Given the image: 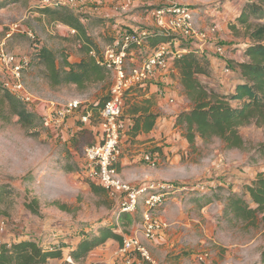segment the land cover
I'll return each instance as SVG.
<instances>
[{
	"label": "rangeland",
	"instance_id": "obj_1",
	"mask_svg": "<svg viewBox=\"0 0 264 264\" xmlns=\"http://www.w3.org/2000/svg\"><path fill=\"white\" fill-rule=\"evenodd\" d=\"M173 1L189 7L195 13L192 19L198 31L210 33V41L207 48L204 47L210 56L220 57L216 53V40L228 49L229 44L235 42V37H248V25L264 24V15L258 19L251 17L247 25L238 20L236 22L239 25L229 23L233 20V15L228 9L231 6H243L248 0ZM219 3L224 9L219 8ZM40 5L42 6L41 0H0V54L6 52L27 60L32 58L31 68L25 70L21 77L26 90L36 99L33 104L31 102L28 105L29 108L40 115L46 101H80L86 104L93 94H108L110 86L104 83L94 85L91 90L82 91L69 84L52 86L43 77L44 67L39 66L34 57L37 52L36 43L39 47L47 46L58 53L66 50L68 54L78 55L81 41L77 42L75 38L72 40L71 35L63 36L70 31L63 30L61 25L52 22L54 17L38 11L37 6L41 7ZM140 8L149 14L147 6ZM215 24L220 26V30L214 31ZM230 36L232 39L229 41L233 42L227 45L225 42H228ZM109 44L108 41L102 43L99 45L100 49ZM9 74L10 69L0 65V83L5 88L11 87L13 83V76ZM2 93L0 88V96ZM36 124L24 127L17 116L11 115L6 107L1 108L0 104V243L36 238L44 246L60 245L63 248V256L56 262L52 261L54 264H78L71 255L74 237L69 238L65 233L66 227L77 228L76 231H79L86 227L81 220L97 219L98 231L102 225L100 222L109 219L108 223L103 224L112 227L116 224L118 230L121 229L127 234L138 231L137 239L149 251L150 257L159 264H262L264 214L258 213L252 220H240L234 214L225 212L229 194L244 190V187L239 190L240 186L235 181L239 183L250 177L249 172L259 171L261 167L264 169V160L260 159V153L257 152L260 144L264 142V127L256 121L240 128V134L245 141L242 148H227L219 137L205 140L197 136L194 143L189 142L187 149L180 148L178 153L181 156L176 164H164L157 170L155 166L160 162H155V165L153 161L148 162H151L150 168L154 174L159 172L162 175L161 178L152 177L150 183L175 186L188 184L193 188L190 193L181 189L169 192L170 196L173 193L175 196L169 198L167 195L152 209L154 219L162 224L161 233L154 239H149L142 232L143 213L146 209L142 200L134 212V217L129 218V225L124 226L123 223L127 220L120 219L118 209H115V201L108 192L93 193L89 186L80 183L79 175L66 171L64 165L71 158L60 161L59 149L63 148L61 133L44 126L40 119ZM84 162L85 160L83 164ZM216 171L221 172V175L215 177L212 173ZM235 176L238 177L232 178ZM225 177L230 178L225 180ZM196 185H204V191L195 190ZM219 185H223L224 189L221 190ZM221 194L222 199L214 197ZM35 201L37 204L34 206L41 211L40 215L26 206L27 203ZM55 201L69 204L70 210L61 209L54 204ZM93 229L95 228L90 227L87 231L81 230L80 236L83 237L84 233L86 238L91 237L93 234L90 232ZM147 240L155 253L146 245ZM69 256L72 257L71 260Z\"/></svg>",
	"mask_w": 264,
	"mask_h": 264
},
{
	"label": "crops",
	"instance_id": "obj_2",
	"mask_svg": "<svg viewBox=\"0 0 264 264\" xmlns=\"http://www.w3.org/2000/svg\"><path fill=\"white\" fill-rule=\"evenodd\" d=\"M160 2H162V0H78V6L80 7L78 10L76 9L75 12L82 13L86 16V18L82 20L87 27L88 34L94 38V41L100 48L99 45L105 43L106 41L110 42L111 38L113 39L114 36H116L122 29L129 27L156 28L155 20L152 15L146 14V10H142L140 7L144 5H159ZM37 8L41 7L37 6ZM241 8L242 5H236V7L231 6V8L228 9L230 11L229 13L233 15V20H230V24L237 23V17L240 14L239 10ZM72 9L74 10V8ZM43 16L46 17L45 15ZM52 22L61 25L63 30L67 29L68 32L70 31L69 34L63 36L71 35L72 40H74L75 34L78 33L75 28L63 24L62 22H56L54 20H52ZM225 24L228 25L227 23ZM237 24L239 25V23ZM166 39V36L159 35L157 37H153L150 44L143 50L134 48L131 55H134V58H136L135 64H138L139 61L152 50L153 47L157 46V44L161 42L163 43ZM231 39L232 38L230 36L228 42L225 43L228 45L233 42L229 41ZM76 41L78 42L79 40ZM250 43L251 41L249 37H246L245 39L235 37V42H233L232 45L229 44L230 48H226L225 55H220V57L208 56L210 73L200 74L199 79L217 91L219 90L220 92L226 94L234 92L237 85L243 82V77L238 64L248 60L245 50ZM83 55V52L79 49L78 55L70 54L69 58L73 62L80 61L83 58ZM172 64L173 68L166 71L161 70L156 72L147 84L134 87L126 96L124 117L126 120L127 130L121 138L120 155L117 162V168L121 175L135 186L149 184L153 179L152 177H162L161 173L156 172L157 174H154L152 172V169L150 168L151 162L148 164L149 160H147V155H149L152 159L157 160V162H160L158 166H155L158 170L161 165H169L172 163L176 164V160H178V157L181 156L178 153L180 152V148H184L185 150L190 145L189 140L183 134L184 130L181 127L179 129L176 122L178 115L184 111L191 110L194 102L189 97L184 85L182 84V77L179 68L174 61ZM227 66L230 67L229 72L225 71V67ZM232 77L235 78L231 80ZM100 83L101 82L93 83L86 89H80L77 84L74 83H70L69 85H72L77 89L79 88L82 91H88L91 90L94 85L96 86ZM111 83L109 85L110 88L112 85ZM162 89L165 91L164 95L160 93V90ZM106 95H109V92ZM106 95L101 92L93 94L91 100L86 101V104L82 105L75 111L74 114L69 116L64 129L60 131L61 139L63 140V148L59 149V151H61L60 161L62 162L65 158H71L72 162L69 161L64 165L66 171L79 175L81 177L80 183L86 187L89 186V190L96 194H107V192L104 190L99 192L100 189L93 190L91 183L96 185L99 184L90 178L83 169L86 162L84 150L87 146L96 144L101 139L100 118L101 110L104 106V104L101 103ZM234 105H238V102L235 101ZM86 112L91 114L92 119L91 122L84 124L81 121V115ZM137 124L139 127L135 128V125L137 126ZM146 124H151V126L147 127L145 126ZM70 132H72L70 134L71 136L68 135ZM80 150L82 152H80ZM183 151L181 152L183 153ZM84 160L85 162L83 164ZM69 165H72L74 168L69 169ZM75 166H77L76 169ZM259 169V171L256 170L249 172L250 177L246 180H241L239 183L235 181L236 184L240 186L239 190H241L245 184H249L252 180H254L260 171L264 170L263 167ZM152 174L155 176H152ZM212 174H215V177H218L221 175V172L216 171ZM245 175L248 174L246 173ZM168 176L169 174L166 177ZM236 177L238 176L232 178ZM229 178L230 177H225V180H229ZM185 183L186 182H181V184ZM171 195L175 196V193ZM172 196L168 194L169 198ZM113 199L115 201V209L117 210L119 208V202L117 199ZM67 206H69V204H67ZM66 212L71 213L70 211ZM71 217L72 220H75L73 218L74 216ZM44 219L46 220V218ZM81 221L86 227H82L79 231H76L77 228L73 227H71V229L66 227L65 229V233L69 236V238L74 237L73 247L75 250L84 238H89H86V236L81 237L80 235L82 231H87V229L91 227L95 229L91 230L90 234L98 233L96 230L98 226L97 219ZM108 221L109 219H104L100 222V224L105 222L108 223ZM115 231L118 232V234L120 233L121 236H123V239L136 237L138 234V231L136 233L135 231H132L127 234V232L125 233L121 229L118 230L117 227ZM75 235L78 236V238H76ZM146 242H148L146 245L149 247L150 251L155 253V251L151 248V244L149 243L150 241L147 240ZM152 245H155V243ZM121 247V240L110 237L103 244L92 249L85 258L75 261L78 264H125ZM74 252L77 253V251Z\"/></svg>",
	"mask_w": 264,
	"mask_h": 264
},
{
	"label": "trees",
	"instance_id": "obj_3",
	"mask_svg": "<svg viewBox=\"0 0 264 264\" xmlns=\"http://www.w3.org/2000/svg\"><path fill=\"white\" fill-rule=\"evenodd\" d=\"M72 10L68 6H63L62 8L42 7L38 9V11L54 17V21L62 22L75 28L78 31L75 34V39L79 40L78 42L81 41L80 49L84 54L80 61L73 62L70 60V54L66 50L58 53V51L47 46L39 47L38 43H36L37 52L34 57L38 60V65L44 67L43 77L52 86L74 83L80 89H86L89 85L98 82L106 83L105 85L109 86L111 80L113 83V77L110 70L101 65L93 54V51L99 53L101 49L94 41V38L88 34L87 27L83 22L86 16ZM239 13L237 20L245 25H247L251 17L263 18L264 0H248L239 10ZM159 35L165 36L163 34ZM159 35L154 34L150 38L149 43L153 37ZM247 35L251 41L245 50L248 60L238 64L243 82L237 85L234 92L228 94L217 91L214 88H208L207 84L199 79L200 74L210 73L208 60L210 55L207 52L203 54L195 53V45L185 44L184 41L172 46L174 50L177 47L185 48V46H189L188 48H190L189 52L183 53L174 60L180 70L182 84L194 102L192 109L180 113L176 122L177 126L185 129L189 142L194 143L197 136L205 140L219 137L225 142L227 148H242L245 144L240 134L242 126L256 121L258 125L264 127V24L257 26L248 25ZM112 41L113 39L111 38L110 43ZM0 88L3 92L0 96L1 108L4 109L6 107L11 115L17 116L24 127L37 125L36 123L39 119L41 122L42 112L39 115L28 106L31 102L33 104L34 100L31 102L25 101L20 95L21 91L18 92L19 94L15 93L10 87H3L1 83ZM108 97V95L104 96L101 104H105ZM235 101L238 102V105H234ZM45 105L43 103L42 111ZM145 126L149 127L151 124H146ZM136 127H139L138 124L137 126L135 125ZM260 146L257 152L260 153V159L264 160V142ZM69 166V169L74 168L72 165ZM76 168L77 166H75ZM91 186L93 190L100 189L99 192H102L101 190L108 192L101 185L91 183ZM218 187L221 190L224 189L222 185ZM214 197L217 199L223 198L222 194ZM55 202L54 204H57L61 209L69 210L67 204L59 201ZM226 202V214H234L240 220H252L257 217L258 213L264 214V171H260L254 180L246 184L242 192H231ZM35 204H37L36 201L27 203L26 206L30 211L39 212L38 215H40L41 211L34 206ZM133 214L121 213L119 215L121 220H127V222L123 223L124 226L129 225L128 220L133 217ZM114 225L115 227H112L109 224L105 225L102 223L98 233L93 234L88 239H84L79 243L76 250L74 247L72 248L71 255L73 258L75 260L85 258L92 249L103 244L110 237L121 240L123 247L125 239L120 233L118 234L115 231L117 226L116 224ZM83 236H85L84 233ZM55 246H44L36 238H24L18 242H1L0 264H42L48 260L56 262L58 258L63 256V248L59 247L60 245ZM74 251H77V253ZM122 254L124 263L128 254L133 258L140 257L138 251ZM261 262L264 264V252Z\"/></svg>",
	"mask_w": 264,
	"mask_h": 264
},
{
	"label": "built area",
	"instance_id": "obj_4",
	"mask_svg": "<svg viewBox=\"0 0 264 264\" xmlns=\"http://www.w3.org/2000/svg\"><path fill=\"white\" fill-rule=\"evenodd\" d=\"M105 1V0H99ZM162 2H165L162 0ZM79 9L78 0H42V7H63ZM219 8L222 4L219 3ZM148 12L155 20L156 28L131 27L122 29L113 41L107 45L99 53L93 51L97 61L108 68L113 77V83L109 91V97L106 100L100 118V135L101 139L91 146H87L84 150L86 158L85 166L83 167L87 175L95 180L99 185L104 187L109 194L119 202L118 214L134 213L141 200L145 204L143 213L144 222L142 232L149 238L154 239L159 235L162 229V224L154 219L152 209L161 203L169 192L176 190H188L189 193L193 189L188 184L186 186H175L171 184L149 183L139 186L132 185L126 180L117 168V162L120 155V142L122 135L126 132V120L124 110L126 106V96L128 92L136 86L147 84V82L158 71H166L173 68L172 62L175 58L180 57L183 53L189 52V46L185 48L178 47L176 50L172 46L184 41L185 44L195 45V53H206L209 34L207 32L198 31L193 25V15L195 14L189 7L178 5L177 2L169 0L165 4L147 6ZM214 31L220 30L217 24L214 26ZM154 34H163L167 37V41L155 46L152 50L142 58L138 64H135L136 58L131 55L134 48L143 50L148 46L150 38ZM216 53L224 55L225 47L218 40ZM31 58V57H30ZM23 59L15 55L0 54V65L10 69V76H13V83L10 87L15 93L21 91L20 95L25 101L36 100L33 94H30L21 77L25 70L32 66L31 60ZM225 71L229 72V66L225 67ZM162 95L165 91L160 90ZM19 94V93H18ZM45 108L41 114V121L44 126L53 128L59 132L64 129L66 121L72 114L75 113L82 105L80 101L60 102L46 101ZM92 116L86 112L81 115V121L85 124L91 122ZM147 160L153 161L149 155ZM203 188V189H202ZM195 190L204 191L205 186L196 185ZM123 253H131L138 251L140 257H132L128 254L125 264H159L150 257L149 251L136 237L127 238L124 240V245L121 248ZM71 256L69 259L71 260ZM42 264H54L51 260Z\"/></svg>",
	"mask_w": 264,
	"mask_h": 264
}]
</instances>
